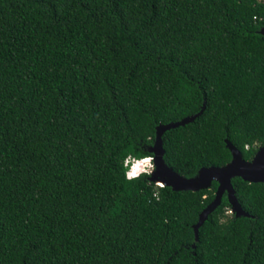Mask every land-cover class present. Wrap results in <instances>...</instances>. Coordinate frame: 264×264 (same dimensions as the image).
Returning <instances> with one entry per match:
<instances>
[{"label":"trees","instance_id":"1","mask_svg":"<svg viewBox=\"0 0 264 264\" xmlns=\"http://www.w3.org/2000/svg\"><path fill=\"white\" fill-rule=\"evenodd\" d=\"M263 28L264 0H0V264H264L263 182L232 178L249 216L224 193L196 236L216 181L157 202L122 167L194 115L162 134L176 173L227 164L228 142L250 160Z\"/></svg>","mask_w":264,"mask_h":264},{"label":"water","instance_id":"2","mask_svg":"<svg viewBox=\"0 0 264 264\" xmlns=\"http://www.w3.org/2000/svg\"><path fill=\"white\" fill-rule=\"evenodd\" d=\"M264 34V28L261 30ZM195 118L194 116L185 117L180 121L160 124L156 129V135L153 145L150 147V152L155 155L156 170L155 174L150 178L156 182L162 179L166 182L165 186L171 187L173 190H191L197 191L211 187L213 181L218 183L214 199L203 209L199 214L197 223L194 225L195 235L197 236L198 228L206 220L211 213L221 202L222 195L226 193L227 199L234 209L235 216H249L238 202L235 191L232 185V178L241 177L248 182H263L264 183V145L260 146L257 152L250 160H245L241 152L228 142L232 159L227 164L216 167H203L193 177H185L176 173L170 168L164 158V150L162 147V134L171 128L184 125Z\"/></svg>","mask_w":264,"mask_h":264},{"label":"clouds","instance_id":"3","mask_svg":"<svg viewBox=\"0 0 264 264\" xmlns=\"http://www.w3.org/2000/svg\"><path fill=\"white\" fill-rule=\"evenodd\" d=\"M255 19V18H254ZM147 143H152L151 137L146 139ZM245 150H248V145L246 144ZM155 155H148L136 158L131 154H128L126 159L122 162V167L124 168V177L129 183H134L137 180H140L142 177H151L155 174L156 164ZM165 188L164 183L156 181L153 186L152 197L160 202L161 191ZM227 215L231 216V210L228 211ZM167 222V221H165ZM224 223L223 220L220 221Z\"/></svg>","mask_w":264,"mask_h":264},{"label":"rangeland","instance_id":"4","mask_svg":"<svg viewBox=\"0 0 264 264\" xmlns=\"http://www.w3.org/2000/svg\"><path fill=\"white\" fill-rule=\"evenodd\" d=\"M229 210H231V213H234V209H233L232 205H230V207L228 208L226 213H228Z\"/></svg>","mask_w":264,"mask_h":264},{"label":"bare ground","instance_id":"5","mask_svg":"<svg viewBox=\"0 0 264 264\" xmlns=\"http://www.w3.org/2000/svg\"><path fill=\"white\" fill-rule=\"evenodd\" d=\"M158 181H160V182L166 184V182H165L164 180H162V179H158Z\"/></svg>","mask_w":264,"mask_h":264}]
</instances>
